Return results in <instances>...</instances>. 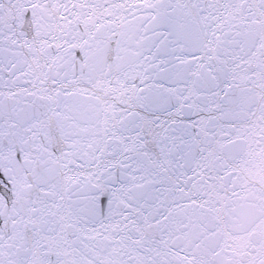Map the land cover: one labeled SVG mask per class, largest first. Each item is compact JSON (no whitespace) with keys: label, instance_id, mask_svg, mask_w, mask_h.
<instances>
[{"label":"snow or ice","instance_id":"6c2138e0","mask_svg":"<svg viewBox=\"0 0 264 264\" xmlns=\"http://www.w3.org/2000/svg\"><path fill=\"white\" fill-rule=\"evenodd\" d=\"M0 264H264V0H0Z\"/></svg>","mask_w":264,"mask_h":264}]
</instances>
